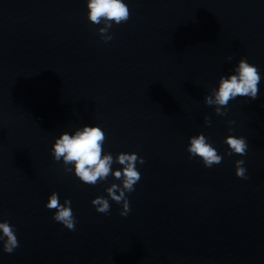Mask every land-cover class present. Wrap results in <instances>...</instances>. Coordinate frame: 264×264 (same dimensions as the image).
<instances>
[{
    "label": "water",
    "instance_id": "1",
    "mask_svg": "<svg viewBox=\"0 0 264 264\" xmlns=\"http://www.w3.org/2000/svg\"><path fill=\"white\" fill-rule=\"evenodd\" d=\"M125 3L105 43L87 0H0V222L19 240L12 254L0 241V264H264V0ZM241 58L260 71L259 98L218 116L204 97ZM85 125L105 132V153L145 159L126 217L105 191L120 181L85 185L53 161L55 139ZM200 133L219 165L189 157ZM228 135L248 139L246 155H226ZM52 192L71 200L75 231L52 219Z\"/></svg>",
    "mask_w": 264,
    "mask_h": 264
},
{
    "label": "clouds",
    "instance_id": "2",
    "mask_svg": "<svg viewBox=\"0 0 264 264\" xmlns=\"http://www.w3.org/2000/svg\"><path fill=\"white\" fill-rule=\"evenodd\" d=\"M87 19L93 25H103L98 28V33L103 42L108 43L113 40L114 35L110 31L113 25L127 23L131 17L130 9L125 0H87ZM232 57L227 61L230 63ZM261 74L257 66L250 64L246 58H241L233 69V74L221 75L218 87L209 90V94L204 97V104L214 106L218 116H225L228 112V105L237 97H246V102H251L259 98ZM205 125L211 127V118L204 117ZM230 127L235 123L233 120L227 121ZM106 134L100 126H82L69 134L62 132L51 146V155L54 162H61L64 173H74L83 184L95 186L106 181L111 175L120 184L112 183L105 189L108 198L117 204H122L119 215L126 217L130 211V203L126 193L135 191V186L141 180V173L137 170V164L143 165L145 159L135 152H121L113 157L111 153H105L103 145L106 142ZM228 146L226 155L233 154L244 156L249 149L248 139L244 136L228 135L224 139ZM186 151L190 158H199L204 167L212 168L219 165L223 156L218 154L216 148L209 142V138L203 133L189 137ZM116 163L121 167L113 170L112 165ZM245 161L238 159L235 161V175L240 179L247 180V169L244 167ZM118 193V194H117ZM97 196L91 201L98 213L109 214L111 205L109 199ZM71 200L65 199L60 202L56 192H52L47 199L45 207L55 210L52 219L62 224L69 231H75L76 218L71 208ZM0 241L3 242V251L12 254L19 247V240L16 236L15 226L7 220L0 222Z\"/></svg>",
    "mask_w": 264,
    "mask_h": 264
}]
</instances>
